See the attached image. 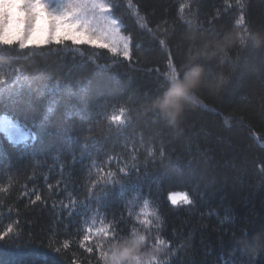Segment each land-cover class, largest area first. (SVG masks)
<instances>
[{
  "label": "trees",
  "instance_id": "obj_1",
  "mask_svg": "<svg viewBox=\"0 0 264 264\" xmlns=\"http://www.w3.org/2000/svg\"><path fill=\"white\" fill-rule=\"evenodd\" d=\"M113 2L116 17L123 20L122 30L132 40L131 61L113 63L110 54L97 53L98 59L92 63L87 58L94 55L93 50L75 59L63 53L49 54L47 49L22 57L30 71L40 70L47 76L60 70L69 75V82H81L83 103L65 96L55 116L44 125V146H35L40 155H31V135L21 142V146H29L25 153L0 135V233L10 223L15 231L0 241V264H70L74 254L84 255L77 230L87 228L92 220L81 214L69 222V213L61 217V206L69 203V194L73 196L72 209L94 198L88 192L86 200L85 194L88 177H94L97 168L85 166L106 159L98 158L103 152L121 154L124 159L125 150L139 154L144 161L148 151L156 148L165 156L161 159L157 152L148 167L141 169L142 179L143 173L148 174L146 182L122 194L120 189L126 185H115L114 194L110 187L105 195L112 194V198L106 208L90 205L107 213L108 220L132 213V220L121 225L128 231L115 239L101 237L105 251L109 254L116 246H124L126 258L120 264H158L169 259L163 246L139 241L140 234L147 235L139 221L145 216L154 219L149 215L154 212L161 217L163 238L174 243L173 264H264V254L249 248L264 247V0H251L255 24L244 46L240 44L242 31L228 24L232 13L214 25L206 23L221 9L223 0ZM141 17L152 21L148 28L156 37L175 31L167 47L175 54L178 73L199 72L195 95L220 116L188 100L178 119L170 123L153 106L169 89L153 71H165L167 51L141 28ZM221 73L229 76L230 82L218 90ZM40 83L46 80L37 81ZM121 107L128 110L130 122L121 128L113 123L109 128L105 115H119ZM89 127V131H80ZM85 151H90L92 160L82 159ZM62 188L67 190L59 195ZM32 191L40 193L44 202L33 204L35 197L25 195ZM174 193L188 194L194 204L172 205L169 197ZM86 219L88 224L83 223ZM102 220L95 221L96 228L104 226ZM241 229L249 236L242 237ZM94 239H99L98 233ZM65 241L67 249L63 248ZM249 257L253 259L249 261Z\"/></svg>",
  "mask_w": 264,
  "mask_h": 264
},
{
  "label": "snow or ice",
  "instance_id": "obj_2",
  "mask_svg": "<svg viewBox=\"0 0 264 264\" xmlns=\"http://www.w3.org/2000/svg\"><path fill=\"white\" fill-rule=\"evenodd\" d=\"M250 8L251 0H234V3H230V0H223L221 9H218L212 20L206 21V23L214 25L232 13L228 24L235 30L242 31L240 44L244 46L245 37L255 24ZM116 10L117 5L113 0H0V135L19 152L25 153L29 150V146H21V142L31 135L34 141L31 155H40L35 151V146H44L45 123L55 116L66 95L80 99L83 103L81 95L84 92L81 82H69V75L63 71L54 70L47 76L40 70L30 71L22 59L24 54H36L47 49L49 54L63 53L75 59L83 58L85 51L93 50L94 55L87 58V61L92 63L98 59L97 53L110 54L109 58L113 60V63L131 61L133 52L130 47V38L121 36L123 20L116 17ZM140 19L143 21L141 28L153 35L155 42L167 51L165 71L153 70L156 72V79H162L169 85V89L163 97V107L169 110L179 109L182 101L193 100L202 109L220 116L221 113L217 109L209 108L195 95V89L200 81L199 72L193 70L183 76L178 73L175 54L167 47L176 35L175 31L170 36L167 32H161L160 37H165L161 39L148 28V24L152 23L150 19L145 20L144 17ZM188 23L190 26L191 21ZM87 61H83L85 66ZM97 67L106 68L108 66L98 65ZM53 79L56 81L54 84L52 83ZM45 80L46 83L37 85V81ZM229 82L230 77L221 73L217 89L219 90L221 85ZM151 95L153 94L146 98ZM219 103L222 104L223 100L221 99ZM101 107L104 106L101 105ZM79 110L83 112L85 109L80 108ZM187 111L189 112L191 109L189 108ZM105 118L109 121V128L113 123L117 128H121L130 122L128 110L124 107L119 109V115H105ZM227 120L228 117H225L224 122L227 123ZM89 130L90 127L80 129L81 132ZM85 141L87 142V138ZM96 142L99 143V140L97 139ZM261 146L264 147V142L261 143ZM113 151H115V146H113ZM157 152L163 159L165 152L156 148L149 150L147 158L141 161L139 154L130 155L127 150L123 153L124 159H121V154L110 155L108 152H103L98 153V158L102 156L106 159L98 160H92L90 151H85L82 159L92 160L85 167L89 170L92 167L97 168L95 176L89 175L88 177L89 187L86 189L85 198L88 199V192H91L94 198L88 200L87 204L72 209L73 196L69 194L67 197L69 203L61 206V217L63 218V213H69L67 216L69 222L74 216L81 214L92 220L87 228H78L77 235L81 237L78 246L85 254L80 256L74 254L70 259V264H108L109 256L104 248L105 241L101 237L115 239L122 232L128 231L126 228H121V225L132 220V213H129L127 218L122 213L119 219L113 215V218L108 220L107 213H101L99 208L93 209L90 205L98 204L100 208H106L107 202L112 198V194L105 195L110 187L113 188L114 194L115 185H126V188L120 189L122 194L123 191L146 182L149 178L148 174L143 173L142 179L141 169L148 167ZM121 164L123 166H120ZM64 167L68 168L70 165L65 164ZM133 177H135V181H133ZM109 181H111V185ZM59 183H63V181ZM66 190V188H62L59 195H63ZM73 191H77L75 186H73ZM25 195L35 197V200L32 201L33 204L44 202L42 195L36 191L25 193ZM169 199L174 206L194 204V200L186 193L179 195L174 193ZM147 206L148 202L145 200L144 207ZM149 215L154 219L145 216L139 221V226L147 234H140L139 241L157 247L163 246L167 249L166 257L169 259H161L158 264H173L174 243L163 238L161 217L154 212ZM101 217H103L101 222L104 226L96 228L95 221L100 220ZM57 223L59 224L61 221L58 220ZM83 223L88 224L89 220L86 219ZM19 226V223H15V228H19ZM136 232L134 224L133 235ZM96 233L99 234V239H94ZM13 235H15L14 225L10 223L7 225V230L0 233V241ZM241 235L248 237L249 233L247 230L241 229ZM233 240H236L235 235H233ZM68 247L69 243L65 241L63 248L67 249ZM249 248L257 254H264V247L249 246ZM249 248H238L237 251H248ZM56 251L60 252L61 249L57 248ZM252 259L249 257V261ZM112 260H115L114 254Z\"/></svg>",
  "mask_w": 264,
  "mask_h": 264
},
{
  "label": "clouds",
  "instance_id": "obj_3",
  "mask_svg": "<svg viewBox=\"0 0 264 264\" xmlns=\"http://www.w3.org/2000/svg\"><path fill=\"white\" fill-rule=\"evenodd\" d=\"M167 92V91H166ZM166 92L164 94H162L160 97H158V99L156 101L153 102V106L158 108L159 111L161 112V114L166 117L170 123H174L179 115H180V111L182 110L183 107V103L184 101L181 102L180 108L176 109V108H172V109H165L163 107V97L166 94ZM113 254L115 256V260H112ZM109 256V261L108 264H120V261L124 260L126 258V253L124 251V246L122 245H118L116 246L113 250H111L108 254Z\"/></svg>",
  "mask_w": 264,
  "mask_h": 264
},
{
  "label": "rangeland",
  "instance_id": "obj_4",
  "mask_svg": "<svg viewBox=\"0 0 264 264\" xmlns=\"http://www.w3.org/2000/svg\"><path fill=\"white\" fill-rule=\"evenodd\" d=\"M121 29H122V26H121ZM121 36L129 37L128 35H126V34L124 33L123 30H121ZM129 38H130V37H129ZM130 47H131V50H132V40H131V38H130Z\"/></svg>",
  "mask_w": 264,
  "mask_h": 264
}]
</instances>
